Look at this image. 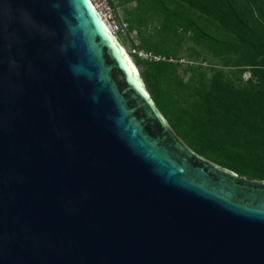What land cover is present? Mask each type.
<instances>
[{
	"label": "water",
	"instance_id": "obj_1",
	"mask_svg": "<svg viewBox=\"0 0 264 264\" xmlns=\"http://www.w3.org/2000/svg\"><path fill=\"white\" fill-rule=\"evenodd\" d=\"M127 56L91 0H0V264H264V180L191 149Z\"/></svg>",
	"mask_w": 264,
	"mask_h": 264
},
{
	"label": "trees",
	"instance_id": "obj_2",
	"mask_svg": "<svg viewBox=\"0 0 264 264\" xmlns=\"http://www.w3.org/2000/svg\"><path fill=\"white\" fill-rule=\"evenodd\" d=\"M118 2L135 3L126 17L140 38L133 47L159 58L134 53L135 64L178 136L206 159L264 180V0ZM147 18L160 24L144 30ZM189 41L201 52L188 56L210 54L222 66H181L177 53Z\"/></svg>",
	"mask_w": 264,
	"mask_h": 264
},
{
	"label": "rangeland",
	"instance_id": "obj_3",
	"mask_svg": "<svg viewBox=\"0 0 264 264\" xmlns=\"http://www.w3.org/2000/svg\"><path fill=\"white\" fill-rule=\"evenodd\" d=\"M112 1H113L112 3L114 4L115 10H116V14H117L119 20L121 21V23L124 26V33H122V35L119 37L118 40H120V43L124 46V49L126 50V53H128V55L132 59V60L131 59L130 60L132 62H134V64H135V59H134V56H133L134 53L135 54L140 53V52L143 53V51H140L139 49H136L137 47H133V44L135 46H139L140 38H139V35L137 34L136 31L131 32L129 30V24H128L127 20H126V17H128V14L130 13V11L134 10L135 3H128V4L122 5V4H120L118 2V0H112ZM147 20H148V26H146V28H144V30H146V29L149 30V29H151L153 27V25H159L160 24L159 22H155V20H153L152 18L151 19L147 18ZM153 22H155V23L153 24ZM199 28H201L203 30V27L199 26ZM142 38H144V36ZM183 44L184 45L182 47L181 52L177 53L178 57L180 58V63L179 64H181V66L184 67V66H186L189 63L190 64H197V63H200V62H202L204 60L206 62V63H204V66L209 67L210 65H215L217 68H220V66H222L221 62L217 61L216 59H213L210 54L206 55V54H204L202 52V53H197V56L193 55V54H192L193 56H188L187 51H191L192 49L193 50L198 49L201 52V49H199L200 47H198L196 44H194V42H191V41L183 43ZM140 57H141V59L152 58L153 55L150 56V57H142V56H140ZM171 61L174 62V60H171ZM138 70L142 74L143 68L142 67H138ZM249 76L250 75L248 73L245 74L244 75V79H248Z\"/></svg>",
	"mask_w": 264,
	"mask_h": 264
},
{
	"label": "built area",
	"instance_id": "obj_4",
	"mask_svg": "<svg viewBox=\"0 0 264 264\" xmlns=\"http://www.w3.org/2000/svg\"><path fill=\"white\" fill-rule=\"evenodd\" d=\"M92 4L95 6L100 16L109 27L113 35L119 39V37L124 33V26L119 20L114 4L112 0H91ZM125 25V24H124ZM120 41V40H119ZM141 54V55H140ZM142 57H150L152 54L150 52L143 51L138 53ZM153 59L159 60L158 58L152 57Z\"/></svg>",
	"mask_w": 264,
	"mask_h": 264
},
{
	"label": "bare ground",
	"instance_id": "obj_5",
	"mask_svg": "<svg viewBox=\"0 0 264 264\" xmlns=\"http://www.w3.org/2000/svg\"><path fill=\"white\" fill-rule=\"evenodd\" d=\"M128 58H129V56H127ZM129 60H130V58H129ZM131 61V60H130ZM132 62V61H131ZM133 63V62H132Z\"/></svg>",
	"mask_w": 264,
	"mask_h": 264
}]
</instances>
